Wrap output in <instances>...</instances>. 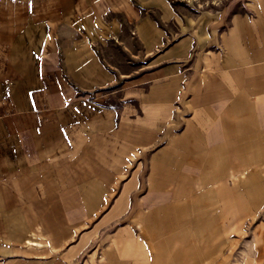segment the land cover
I'll return each mask as SVG.
<instances>
[{
  "label": "rangeland",
  "instance_id": "obj_1",
  "mask_svg": "<svg viewBox=\"0 0 264 264\" xmlns=\"http://www.w3.org/2000/svg\"><path fill=\"white\" fill-rule=\"evenodd\" d=\"M257 1H182L183 96L151 105L150 143L71 192L88 197L2 200L0 264H264V55L235 63L223 37L231 16L264 15ZM107 48L130 71L107 100L142 114L144 61Z\"/></svg>",
  "mask_w": 264,
  "mask_h": 264
},
{
  "label": "crops",
  "instance_id": "obj_2",
  "mask_svg": "<svg viewBox=\"0 0 264 264\" xmlns=\"http://www.w3.org/2000/svg\"><path fill=\"white\" fill-rule=\"evenodd\" d=\"M182 1L0 0V213L7 199L88 197L71 192L104 181L111 166L151 142V105L183 96L188 45L180 39L184 18H193ZM223 37L230 60H256L264 55V15L231 16ZM110 43L125 61H144L139 81L150 88L141 99L150 107L142 114L107 100L130 73Z\"/></svg>",
  "mask_w": 264,
  "mask_h": 264
}]
</instances>
